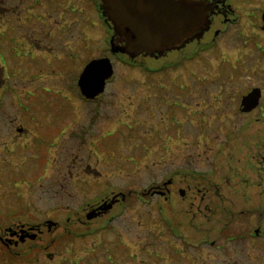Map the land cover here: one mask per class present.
Returning a JSON list of instances; mask_svg holds the SVG:
<instances>
[{"label":"rangeland","instance_id":"1","mask_svg":"<svg viewBox=\"0 0 264 264\" xmlns=\"http://www.w3.org/2000/svg\"><path fill=\"white\" fill-rule=\"evenodd\" d=\"M251 2L211 48L212 32L158 60L110 51L101 0L20 7L28 31L59 33L34 60L17 47L0 90V264H264V100L240 111L264 87V0ZM18 16L0 13V27ZM104 58L112 76L86 98L79 76ZM169 178L166 198L147 194ZM121 194L130 205L110 219L84 210Z\"/></svg>","mask_w":264,"mask_h":264},{"label":"water","instance_id":"2","mask_svg":"<svg viewBox=\"0 0 264 264\" xmlns=\"http://www.w3.org/2000/svg\"><path fill=\"white\" fill-rule=\"evenodd\" d=\"M101 2L114 34L124 41L123 45H114L111 40L113 53L131 56L139 52L162 54L194 32H200L198 36L201 35L204 28L208 27L207 8L200 4L190 7L180 0H101ZM262 20L264 23V14ZM90 72H93V75ZM111 74L112 65L107 58L88 64L79 81L83 94L86 96L99 94L103 90L104 81ZM92 84L95 88L91 86ZM259 98L260 90L252 89L241 99L242 110L251 111L258 105ZM179 192L184 195V190Z\"/></svg>","mask_w":264,"mask_h":264},{"label":"flooded vegetation","instance_id":"3","mask_svg":"<svg viewBox=\"0 0 264 264\" xmlns=\"http://www.w3.org/2000/svg\"><path fill=\"white\" fill-rule=\"evenodd\" d=\"M173 1H176V0H173ZM180 1H183L187 6H190V7H193V6L196 7L198 4H200V6H205L207 8L206 14L208 15V18H209V26L207 28H204V31L201 32L202 33L201 35L198 36V33L200 32H194L190 34L188 37L184 38L178 44L173 45V47H171L170 50L163 52L159 57H158V54H154V53L151 56L150 55L147 56L145 55V53H139V54H136L137 55L136 57L138 56L152 57L153 59L158 60L159 58L163 56L165 57L166 55L171 54V53L181 54L182 50H184L185 47L189 45L196 47L195 48L196 49L195 53H196L197 49L203 48L202 40L205 39L207 35L212 32V38L209 41L205 42V46L207 48H211L212 45H215L214 43L216 42V39L226 31L228 25L237 26L239 24V19L242 16H246V18L250 17V7L252 5L251 0H180ZM5 2H6V5L1 7V3H5ZM21 6H23L24 11H26V7H29V8L31 7L32 9H37V11H39L41 7V0H0V13H3L4 15H11L13 17L19 14L16 20H14L12 23H10L8 20L7 25L0 27V83L2 84L1 85L2 88L0 87V90L2 89V92L4 88H6L8 85L6 81H8L10 77L9 72L11 71L12 58L17 56V53H18L16 52L17 47H21L22 45L30 46V51H29V53L31 54L30 59L34 60V57L32 56L34 49L32 46L34 47L41 46L40 42L42 41V36L46 38V40H49V39L56 37L55 34L59 33L57 32L56 27L54 28V31L53 30L51 31V29L44 30L42 28L39 29V27L32 28L31 26L29 27L30 31H28L27 26L21 25L22 24L20 21V16H21L20 7ZM101 11L104 12L103 5L101 6ZM240 11H241V14H240ZM263 14H264V9L262 11L260 10L261 29L264 31V23L262 20ZM35 17H37V15H35ZM13 23H16L17 25H12ZM38 38H41V39H38ZM47 43L49 44V42ZM113 43L114 45H123L124 41L122 38L118 37L116 38V40L113 39ZM66 44L67 46H69L67 47L66 57L70 61V60H73V56H74L73 52L69 51L71 50V45H72L71 40L68 39ZM183 58H186V56H184ZM180 59L181 57L178 59V61ZM47 63L49 64L50 61H47ZM69 67L70 66L68 64V70H69ZM20 68H22V65L20 66ZM71 70L73 69L71 68ZM2 71H4L3 78H1ZM255 88H258L260 90V98L258 102V105H259L260 101L262 100L263 102L264 100V87L259 86V87H254L252 89H255ZM248 93H246V95ZM88 97H91L92 99H94V97L96 96L93 97L89 95ZM3 111H4V108L0 105V113ZM240 111L242 113L248 114L252 112L253 110L243 111L240 106ZM3 129L4 128L2 127L0 130L2 131ZM9 129L13 131L15 135L19 136V138H22L23 136H25V128L22 127L21 125L19 126L10 125ZM1 134L2 132H0V135ZM171 184H172V179L169 178L167 182H164L162 184V186H157L156 188L153 187L152 188L153 191L151 190L147 192V194L149 193L148 195H151V196L157 194L158 196L166 198L170 194ZM121 196L122 198L118 202L115 201L114 203L108 204V201L110 202V200H106V198H104L94 205H91V206L87 205L88 208L85 207L84 210L86 211L87 209L88 214L95 216V218H93L95 220L99 218H104V217H108L110 219L113 216L111 211L114 209V207L117 208V206L122 207V206L130 205V202L127 203L123 201L125 199V196L123 194H121ZM118 209H121V208H118ZM93 219H89V220L92 221ZM258 230L259 228L255 230L256 236L259 234ZM9 236H13L14 238L18 237V235L15 233H10ZM24 236L27 237L29 235L23 234V238ZM5 241L2 240L1 242L6 243ZM8 243L10 245L11 241H9Z\"/></svg>","mask_w":264,"mask_h":264}]
</instances>
